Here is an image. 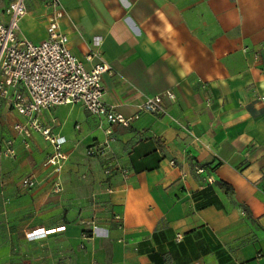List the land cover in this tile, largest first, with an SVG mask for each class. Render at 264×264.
<instances>
[{"label":"crops","instance_id":"crops-1","mask_svg":"<svg viewBox=\"0 0 264 264\" xmlns=\"http://www.w3.org/2000/svg\"><path fill=\"white\" fill-rule=\"evenodd\" d=\"M13 1L0 0V21ZM61 2L73 53L88 70L113 69L109 105L133 116L148 98L175 99L114 127L113 140L80 106L44 112L67 140L60 195L43 167L50 143L33 132L27 147L15 129L25 118L0 99V204L33 208L0 212V264H264V0ZM27 3L20 37L40 43L51 10ZM108 140L103 157L87 155ZM30 175L41 184L27 191Z\"/></svg>","mask_w":264,"mask_h":264},{"label":"built area","instance_id":"built-area-1","mask_svg":"<svg viewBox=\"0 0 264 264\" xmlns=\"http://www.w3.org/2000/svg\"><path fill=\"white\" fill-rule=\"evenodd\" d=\"M43 1L51 11L47 38L40 43L20 37L21 23L28 13V0H15L4 11L7 20L0 21V99L25 118L26 123L17 124L15 129L27 147L30 146L33 132L50 143L52 152L44 161L43 167L50 170L51 192L60 195L64 192L62 175L69 160V154L65 150L67 140L61 133H55L53 126L42 123L41 115L44 112L63 105L80 106L109 125L106 133L113 140L111 137L114 127L131 128L143 113L162 114L165 110L164 97L175 99V95L166 92L165 95L148 98L133 116L118 112L105 101L103 76L113 74L112 67L103 63L92 70L86 69L84 63L73 53L70 38L62 28L66 12L61 0ZM93 43L94 46H99L102 40L96 38ZM109 149L108 140L104 146L90 148L87 155L103 157ZM3 153L6 157L16 155L13 140L5 142ZM126 172L125 170L124 173ZM197 172L203 174L205 169L199 168ZM207 182L213 184L215 180L210 176ZM40 184L41 180L34 175L21 180V187L27 191L38 188ZM108 191L111 192V189ZM96 229L92 225L93 233ZM58 230H65V227ZM54 231L55 229L36 231L30 237H43ZM88 234L89 232L84 237L87 238ZM191 264L204 263L196 261Z\"/></svg>","mask_w":264,"mask_h":264},{"label":"rangeland","instance_id":"rangeland-1","mask_svg":"<svg viewBox=\"0 0 264 264\" xmlns=\"http://www.w3.org/2000/svg\"><path fill=\"white\" fill-rule=\"evenodd\" d=\"M9 1H11V0H4V6L9 2ZM3 4L2 5H0V7L1 6H3ZM26 204H29V205H26ZM7 205H4V204H0V212L1 211H6V212H8V214H9V216H17V215H19L21 212H24V213H26V215L27 214H31L32 213V211H33V208H32V205H30V203L28 202V201H24L22 204H19V205H17V204H9L7 207H9V211H7L6 210V207Z\"/></svg>","mask_w":264,"mask_h":264}]
</instances>
